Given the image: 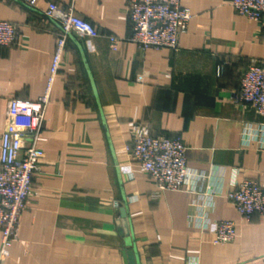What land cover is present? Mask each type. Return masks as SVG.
I'll return each instance as SVG.
<instances>
[{
  "label": "crops",
  "instance_id": "obj_1",
  "mask_svg": "<svg viewBox=\"0 0 264 264\" xmlns=\"http://www.w3.org/2000/svg\"><path fill=\"white\" fill-rule=\"evenodd\" d=\"M231 1L181 0L193 18L180 47L157 50L130 40L128 0H0V19L19 30L18 46L0 47V139L8 100L46 90L60 32L49 3L72 4L99 30L68 37L38 140L45 156L4 264H264V215L247 220L226 198L235 178L264 186V141L244 134L264 116L231 101L242 73L264 63V23ZM139 131L182 139L202 175L194 192L160 190L131 159ZM221 220L236 236L213 245L201 227Z\"/></svg>",
  "mask_w": 264,
  "mask_h": 264
},
{
  "label": "built area",
  "instance_id": "obj_2",
  "mask_svg": "<svg viewBox=\"0 0 264 264\" xmlns=\"http://www.w3.org/2000/svg\"><path fill=\"white\" fill-rule=\"evenodd\" d=\"M39 0H26L36 6ZM235 11L259 23H264V0H232ZM127 13L132 22L130 40L139 47L177 50L180 36L187 32L193 18L181 0H128ZM45 16L58 23L60 32L55 39V50L50 75L43 95L37 100L11 98L7 104V123L0 139V264L10 255V248L18 239L21 214L28 207L33 177L39 169L45 152L38 145L50 102L55 76L64 62L68 37H97L98 28L80 17L71 4L64 7L49 3ZM110 47L118 49L119 38L109 36ZM19 45L18 26L0 19V47ZM231 101L238 106L251 107L264 116V63L250 65L240 77L238 90L232 92ZM247 141H264V123L244 128ZM186 146L180 137L167 134H133L127 151L131 159L148 174L160 190H185L194 192V178L201 177L187 163ZM226 198L235 206L240 216L249 220L253 214L264 215V186L255 179L232 181ZM212 232L213 245L232 242L236 236L231 220H221L201 227Z\"/></svg>",
  "mask_w": 264,
  "mask_h": 264
},
{
  "label": "water",
  "instance_id": "obj_3",
  "mask_svg": "<svg viewBox=\"0 0 264 264\" xmlns=\"http://www.w3.org/2000/svg\"><path fill=\"white\" fill-rule=\"evenodd\" d=\"M120 212H121V218H122V224L123 226L126 228L127 227V212H126V209L124 207H121L120 208ZM135 250H130L128 252V256L130 257V259L132 260V257L134 256ZM133 262V260H132Z\"/></svg>",
  "mask_w": 264,
  "mask_h": 264
}]
</instances>
